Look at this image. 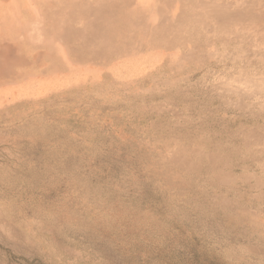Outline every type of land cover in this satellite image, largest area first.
Instances as JSON below:
<instances>
[{"label": "rangeland", "instance_id": "374dc122", "mask_svg": "<svg viewBox=\"0 0 264 264\" xmlns=\"http://www.w3.org/2000/svg\"><path fill=\"white\" fill-rule=\"evenodd\" d=\"M0 43V264H264V0H0Z\"/></svg>", "mask_w": 264, "mask_h": 264}, {"label": "trees", "instance_id": "16d2710c", "mask_svg": "<svg viewBox=\"0 0 264 264\" xmlns=\"http://www.w3.org/2000/svg\"><path fill=\"white\" fill-rule=\"evenodd\" d=\"M28 152V157L31 159H34L35 161L39 160L41 158V155L46 153V150L44 147H41L40 145L37 144H32L31 150L27 151ZM32 200L36 202H41L47 199L46 193L50 192V194L53 192V189H40L39 191H32ZM30 193V192H29ZM18 200L21 201L19 205L20 208L19 212H22V209L25 208V203H27L30 199L25 196V194H21L18 197ZM26 212V211H25ZM23 212V213H25ZM27 214V212H26ZM192 256L187 260V263L185 264H224L219 258L215 255H210L209 253L206 252H197V251H191Z\"/></svg>", "mask_w": 264, "mask_h": 264}, {"label": "bare ground", "instance_id": "6f19581e", "mask_svg": "<svg viewBox=\"0 0 264 264\" xmlns=\"http://www.w3.org/2000/svg\"><path fill=\"white\" fill-rule=\"evenodd\" d=\"M19 21H20V20H19ZM19 23H20V22H19ZM30 26H31V25H30ZM30 26H29V27H30ZM34 26H35V27H34L35 29L40 30L39 28H40L41 26H40L39 24H38V26H40V27H37L36 24H35ZM44 29H45V28H44ZM41 30H42V27H41ZM41 30H40V31H41ZM56 30H58V29H56ZM56 30H55V31H56ZM42 31H43V30H42ZM55 31H54V32H55ZM28 32H29V31H28ZM44 32H45V30H44ZM69 32H70V31H69ZM34 33H35V32H34ZM55 33H56V32H55ZM28 34H29V33H28ZM38 34H40L39 31H38ZM38 34H37V35H38ZM20 35H21V34H20ZM29 35H30V34H29ZM21 36H22V35H21ZM28 37H29V36H28ZM20 38L22 39V37H20ZM54 42H55V41H54ZM8 44H10V42L7 43V46H8ZM33 44H34V43H33ZM9 46L12 47L13 45H9ZM49 46H50V45H49ZM49 46H48V47H49ZM2 47H3V46H2ZM12 48H13V47H12ZM9 49H10V48H9ZM14 49H15V47H14ZM14 49H13V50H14ZM72 50H73V49H72ZM7 51H8V49H7ZM9 51H10V50H9ZM11 53H12V52H11ZM74 55H76V51H75V50H74ZM48 57H50V60H51V62L53 63V68H52V70H57V69H59V68L61 67V65H60V60H61V59H56L55 56H54L50 51H49V53H48ZM45 58H46V57H45ZM15 59H16V58H15ZM68 62H69V64L71 63L70 61H68ZM74 63H75V62H74ZM19 64L22 65V66L20 67V71H21V70H22V71H21V72H18L19 70H17V68H16V72H17V73H16V75L14 74L13 79H15V78H17V79L22 78V77H24V75H25V73H26V72H24V67H23V66H24V63L22 64V63L19 61V62L16 63V66L18 67ZM49 67H50V66H49ZM1 72H2V71H1Z\"/></svg>", "mask_w": 264, "mask_h": 264}, {"label": "crops", "instance_id": "0c3cea01", "mask_svg": "<svg viewBox=\"0 0 264 264\" xmlns=\"http://www.w3.org/2000/svg\"><path fill=\"white\" fill-rule=\"evenodd\" d=\"M39 29L41 30V27H40ZM43 29H44V27L42 28V30H43ZM42 30H41V31H42ZM7 43H8V42L4 43L3 46H4L5 48H8V49H9V47H10L9 45H10V44H8V46H7ZM1 45H2V44L0 43V47H1ZM17 62H18V61L15 60V62L13 63L12 68L9 70V72H11V73L13 72V75H12V74H11V75L9 74V75L7 76V78H6L7 81H8L9 83H17V82H14V81H13V76H14V74L17 73V72H16V68H15ZM21 63H22V62H21ZM14 64H15V66H14ZM22 64H23V63H22ZM1 71H2V70H1V68H0V75H1ZM1 78H2V77L0 76V83H1V80H2ZM0 85H1V84H0ZM30 144L32 145V144H34V143H30ZM29 150H31V149H29Z\"/></svg>", "mask_w": 264, "mask_h": 264}]
</instances>
